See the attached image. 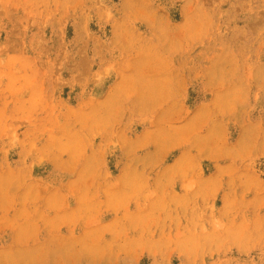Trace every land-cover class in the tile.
Returning <instances> with one entry per match:
<instances>
[{"label": "rangeland", "instance_id": "obj_1", "mask_svg": "<svg viewBox=\"0 0 264 264\" xmlns=\"http://www.w3.org/2000/svg\"><path fill=\"white\" fill-rule=\"evenodd\" d=\"M0 264H264V0H0Z\"/></svg>", "mask_w": 264, "mask_h": 264}]
</instances>
